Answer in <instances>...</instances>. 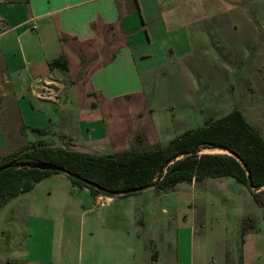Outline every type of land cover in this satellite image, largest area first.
Returning <instances> with one entry per match:
<instances>
[{"label": "rangeland", "instance_id": "rangeland-1", "mask_svg": "<svg viewBox=\"0 0 264 264\" xmlns=\"http://www.w3.org/2000/svg\"><path fill=\"white\" fill-rule=\"evenodd\" d=\"M196 25V30L175 34L159 32L156 44L139 41L146 35L144 30L141 37L133 33L138 42L133 47L134 66L141 76L108 78H119L123 89L141 87L114 98L94 92L93 86L89 89L88 74L109 61L130 34L108 28L88 42H70L71 78L78 80L84 94L89 91L92 119H100L89 132L94 142L87 146L91 153L165 146L234 109L264 137V0H242L228 14ZM168 44L171 50L164 49ZM121 67L131 74L130 64ZM71 91L70 80V103L57 108L59 121L45 135L29 130L26 149L39 138L52 147L66 148L81 140L80 104ZM13 143L6 140L0 145V164L13 157L9 153L24 148V143ZM72 185L66 174L53 173L32 190L0 201V264L10 259L21 263L29 256L32 264V254L45 252L62 254L63 261L70 262V249L74 263H83L85 219L98 217L107 210L104 205L120 197L94 195L93 205L91 196ZM130 194L138 206L139 232L153 240L149 264H264V207L234 177L182 181L170 188L150 187Z\"/></svg>", "mask_w": 264, "mask_h": 264}, {"label": "crops", "instance_id": "crops-1", "mask_svg": "<svg viewBox=\"0 0 264 264\" xmlns=\"http://www.w3.org/2000/svg\"><path fill=\"white\" fill-rule=\"evenodd\" d=\"M241 1L0 0V145H6L9 140L15 142L13 144L24 143L26 149L29 130L41 135L49 133L53 124L59 121L57 108L70 103L71 80V94L80 104L78 128L82 137L78 143H72L93 147L89 132L100 123V119H92L89 91L84 94L78 80L71 78L74 74L70 42H88L108 28L130 34L128 42L109 61L88 74L89 89L93 86L94 92L114 98L141 87L123 89L119 78H108L141 76L134 66L137 58L133 47L138 42L133 33L141 37L144 30L146 35L139 41L156 44L160 40L159 32L175 34L187 31V28L196 30L197 23L228 14ZM170 46L168 44L164 49L171 50ZM62 54L69 58L68 69L52 65ZM147 56L142 53V57ZM125 63L132 66L131 74H125L122 69ZM80 80L83 83L84 79ZM70 140H74L73 137ZM41 141L43 139L39 138L30 144ZM72 188L93 197L90 201L96 204L95 196L87 187L72 185ZM110 197L120 198L104 205V210L108 211L85 219L81 239L85 257L79 264H149L152 239L148 240L139 232L140 216L136 213L138 206L134 196ZM32 258L35 259L32 264H50L55 258L58 264H75L71 249L70 262L63 261L62 254L54 256L46 252L32 254ZM28 260L30 256L21 263L10 259L8 264H29Z\"/></svg>", "mask_w": 264, "mask_h": 264}, {"label": "trees", "instance_id": "trees-1", "mask_svg": "<svg viewBox=\"0 0 264 264\" xmlns=\"http://www.w3.org/2000/svg\"><path fill=\"white\" fill-rule=\"evenodd\" d=\"M69 64L66 54L52 62L64 69H68ZM204 149L229 153L202 152ZM11 161L15 162L14 166L0 171L1 204L32 190L46 176L64 173L74 185L87 187L93 195L106 196H129L132 194H122V191L135 187L166 189L182 181L231 176L247 185L256 202L264 207V137L238 109L176 136L165 146L94 154L63 146L52 147L41 141L0 165ZM24 161L52 162L62 166L65 172L20 167ZM78 176L98 183L103 189L86 184Z\"/></svg>", "mask_w": 264, "mask_h": 264}, {"label": "water", "instance_id": "water-1", "mask_svg": "<svg viewBox=\"0 0 264 264\" xmlns=\"http://www.w3.org/2000/svg\"><path fill=\"white\" fill-rule=\"evenodd\" d=\"M71 148L80 152H91V149L82 145H78V144H73L71 145ZM225 153H229L228 151H224ZM182 156V155H181ZM180 157V156H178ZM15 165V162L11 161L5 164L0 165V171L12 167ZM17 166V165H16ZM20 167H24V166H29L31 168H38L41 170H51V171H59V172H65V169L57 164H54L52 162H47V161H40V162H28V161H24L21 162L19 164ZM249 177H251V175H249ZM78 178L82 181H84L86 184L89 185H95L97 188L99 189H103V187L101 185H99L98 183H95L94 181L88 180L86 178H83L81 176H78ZM251 187H254V185L251 183ZM143 189H146L144 186L142 187H135L132 189H126L122 191V194H128V193H133V192H139L142 191Z\"/></svg>", "mask_w": 264, "mask_h": 264}, {"label": "bare ground", "instance_id": "bare-ground-1", "mask_svg": "<svg viewBox=\"0 0 264 264\" xmlns=\"http://www.w3.org/2000/svg\"><path fill=\"white\" fill-rule=\"evenodd\" d=\"M216 150V149H215ZM219 150V149H218Z\"/></svg>", "mask_w": 264, "mask_h": 264}]
</instances>
